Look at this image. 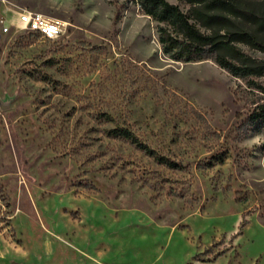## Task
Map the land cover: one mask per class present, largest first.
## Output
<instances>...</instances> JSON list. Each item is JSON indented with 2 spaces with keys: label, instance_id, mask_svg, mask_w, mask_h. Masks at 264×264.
Segmentation results:
<instances>
[{
  "label": "rangeland",
  "instance_id": "rangeland-1",
  "mask_svg": "<svg viewBox=\"0 0 264 264\" xmlns=\"http://www.w3.org/2000/svg\"><path fill=\"white\" fill-rule=\"evenodd\" d=\"M27 9L63 33L17 29ZM254 98L170 59L135 0H0V264H264Z\"/></svg>",
  "mask_w": 264,
  "mask_h": 264
},
{
  "label": "trees",
  "instance_id": "trees-1",
  "mask_svg": "<svg viewBox=\"0 0 264 264\" xmlns=\"http://www.w3.org/2000/svg\"><path fill=\"white\" fill-rule=\"evenodd\" d=\"M135 1L156 22L158 41L170 59H211L245 82L256 98L242 121L244 132L255 124L264 125V0H184L187 10L169 0ZM114 133L137 143L163 163L179 166L170 158L157 156L129 127L116 126Z\"/></svg>",
  "mask_w": 264,
  "mask_h": 264
},
{
  "label": "built area",
  "instance_id": "built-area-1",
  "mask_svg": "<svg viewBox=\"0 0 264 264\" xmlns=\"http://www.w3.org/2000/svg\"><path fill=\"white\" fill-rule=\"evenodd\" d=\"M16 27L45 39H56L63 33L65 21L59 17H52L36 10L27 9L19 13Z\"/></svg>",
  "mask_w": 264,
  "mask_h": 264
}]
</instances>
